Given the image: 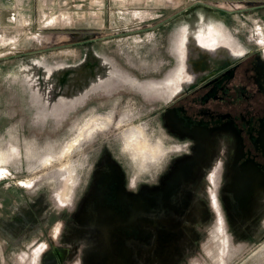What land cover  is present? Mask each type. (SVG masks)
Returning <instances> with one entry per match:
<instances>
[{"label": "rangeland", "instance_id": "1", "mask_svg": "<svg viewBox=\"0 0 264 264\" xmlns=\"http://www.w3.org/2000/svg\"><path fill=\"white\" fill-rule=\"evenodd\" d=\"M27 2L11 0L0 26V264H264V187L230 199L227 140L164 129L170 95L151 90L202 23L264 62V0H46L30 23ZM211 58L190 51L191 71ZM137 131L142 155L127 145ZM106 162L123 176L114 205L132 237L89 208Z\"/></svg>", "mask_w": 264, "mask_h": 264}, {"label": "flooded vegetation", "instance_id": "2", "mask_svg": "<svg viewBox=\"0 0 264 264\" xmlns=\"http://www.w3.org/2000/svg\"><path fill=\"white\" fill-rule=\"evenodd\" d=\"M192 29L191 42L185 33L183 40L181 35L176 39L175 53L181 60L179 70L151 86V90L161 89L160 94L167 90L170 95L159 105V125L165 129L169 124L178 136L189 140V144L208 145L219 138L227 140L230 150L228 158L222 156L225 167L223 182L230 199L238 194V199H246L264 187V62L257 54H241V49L231 41L232 36L225 28L202 23L200 29L198 26ZM190 51L195 55L201 52L212 57L206 71H191ZM91 66L94 68L96 65ZM87 67L89 65H84L80 70L85 78L105 75L102 69L94 75ZM109 158L105 153L101 162L109 161ZM106 163L99 185L92 192L93 201L89 208L104 211L103 214L92 215L107 216L112 220L115 223L112 232L116 229L125 238L132 237L131 228H128L129 235L120 232L124 228L121 222L123 211L114 205L124 182L123 176L120 171L118 174L112 171V166L118 168L114 162ZM53 254L57 256L56 249ZM57 259L61 260L60 257Z\"/></svg>", "mask_w": 264, "mask_h": 264}, {"label": "crops", "instance_id": "3", "mask_svg": "<svg viewBox=\"0 0 264 264\" xmlns=\"http://www.w3.org/2000/svg\"><path fill=\"white\" fill-rule=\"evenodd\" d=\"M25 4V16L28 22L30 23L35 16L36 8L39 7L41 1L46 0H27ZM11 0H0V26L6 24L8 10L10 8Z\"/></svg>", "mask_w": 264, "mask_h": 264}, {"label": "bare ground", "instance_id": "4", "mask_svg": "<svg viewBox=\"0 0 264 264\" xmlns=\"http://www.w3.org/2000/svg\"><path fill=\"white\" fill-rule=\"evenodd\" d=\"M127 145L130 149L136 151L140 155H142L146 150L150 151V148H149L147 142L145 141L141 131H137V132L133 133L129 137V139L127 140ZM158 149H159V147H158ZM152 159H153V157H152Z\"/></svg>", "mask_w": 264, "mask_h": 264}, {"label": "water", "instance_id": "5", "mask_svg": "<svg viewBox=\"0 0 264 264\" xmlns=\"http://www.w3.org/2000/svg\"><path fill=\"white\" fill-rule=\"evenodd\" d=\"M92 56H90V58H91ZM85 63V61L83 62V64ZM82 64V65H83ZM79 66H81V65H79ZM78 67V66H77ZM76 69V67L75 68H71V67H66V70L63 72L64 74H63V76H61V77H63V80L62 81H60V84H62L68 77H69V74H70V70H75ZM51 77H52V79L53 78H56V72H54L53 73V75H51Z\"/></svg>", "mask_w": 264, "mask_h": 264}]
</instances>
